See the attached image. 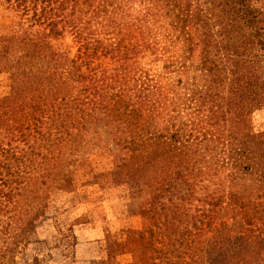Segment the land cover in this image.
<instances>
[{
  "label": "trees",
  "instance_id": "trees-1",
  "mask_svg": "<svg viewBox=\"0 0 264 264\" xmlns=\"http://www.w3.org/2000/svg\"><path fill=\"white\" fill-rule=\"evenodd\" d=\"M85 14L114 40H90ZM5 19L0 264H20L21 232L80 175L144 193L130 216L148 227L118 243L141 246L143 264H264V131L251 125L264 106V0H0ZM148 25L171 49L166 79L129 63L149 48ZM67 35L74 55L56 44Z\"/></svg>",
  "mask_w": 264,
  "mask_h": 264
},
{
  "label": "rangeland",
  "instance_id": "rangeland-1",
  "mask_svg": "<svg viewBox=\"0 0 264 264\" xmlns=\"http://www.w3.org/2000/svg\"><path fill=\"white\" fill-rule=\"evenodd\" d=\"M138 14V7L128 9L127 21L136 18ZM88 19L86 14L82 16L85 27L90 31L96 30L94 35L89 36L90 40L95 42L103 40V44L114 40L111 34L104 35L106 23L99 26L95 20ZM9 30L10 21L7 19L1 21L0 33ZM143 33L144 37H148L149 48L145 45L143 52L128 57L129 63L142 68L151 76L159 75L163 79L170 77L166 74L167 70L162 69L165 59L172 56L162 32L148 25ZM60 43L64 48L71 50L72 55L76 53L77 46L71 35H67L64 40L56 44ZM112 59L113 57L110 59L103 57L96 62L101 63L103 68L110 69L114 68ZM8 91V75L0 74V96L6 95ZM251 125L255 132L264 131V106H257L254 109ZM85 179L81 175L78 176L76 179L78 187L72 191L57 190L45 212V218L32 228L21 232L22 248L16 252L17 262L20 264H143L142 248L136 245L135 241L131 240L125 250L122 248L129 236L137 238L136 232L148 227L146 219L130 216V213L144 201V193L125 198L122 197L119 189L104 190V193L103 189L96 185H87ZM0 219L7 221L4 214ZM129 229L133 231L129 232ZM118 243L123 244L122 248ZM111 256V262L107 261ZM5 264H11L10 258Z\"/></svg>",
  "mask_w": 264,
  "mask_h": 264
}]
</instances>
